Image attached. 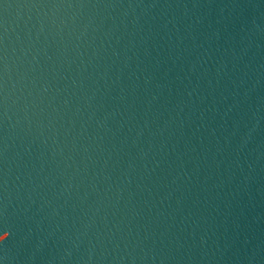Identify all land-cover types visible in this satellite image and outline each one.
<instances>
[{"label": "water", "instance_id": "95a60500", "mask_svg": "<svg viewBox=\"0 0 264 264\" xmlns=\"http://www.w3.org/2000/svg\"><path fill=\"white\" fill-rule=\"evenodd\" d=\"M0 264H264V0H0Z\"/></svg>", "mask_w": 264, "mask_h": 264}]
</instances>
